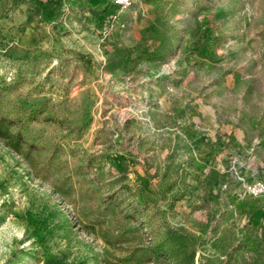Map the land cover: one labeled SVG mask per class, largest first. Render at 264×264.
I'll return each instance as SVG.
<instances>
[{
	"label": "rangeland",
	"instance_id": "374dc122",
	"mask_svg": "<svg viewBox=\"0 0 264 264\" xmlns=\"http://www.w3.org/2000/svg\"><path fill=\"white\" fill-rule=\"evenodd\" d=\"M264 0H0V264H264Z\"/></svg>",
	"mask_w": 264,
	"mask_h": 264
},
{
	"label": "built area",
	"instance_id": "2783aa9c",
	"mask_svg": "<svg viewBox=\"0 0 264 264\" xmlns=\"http://www.w3.org/2000/svg\"><path fill=\"white\" fill-rule=\"evenodd\" d=\"M111 6L120 8L121 10H128L131 7L133 0H108ZM249 193L252 196H264V183H257L249 188Z\"/></svg>",
	"mask_w": 264,
	"mask_h": 264
}]
</instances>
